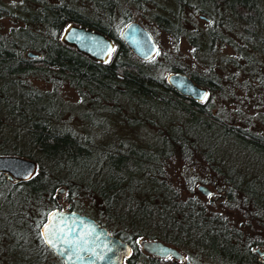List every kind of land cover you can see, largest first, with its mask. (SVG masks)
<instances>
[{
    "label": "trees",
    "instance_id": "obj_1",
    "mask_svg": "<svg viewBox=\"0 0 264 264\" xmlns=\"http://www.w3.org/2000/svg\"><path fill=\"white\" fill-rule=\"evenodd\" d=\"M3 18L12 26L0 34V113L4 115L0 117V155L22 154L36 162L37 153L53 167L50 173H62L63 178L53 179L44 188L45 181L38 175L10 183L0 173L2 202L8 210L17 207L22 212L7 215L11 230L0 224V243H12L0 245V252L10 256L24 247L27 251L16 264H43L51 254L38 236V224L44 209L57 208L50 200L53 189L63 187L69 209H74L81 194L94 195L100 210L92 218L125 243L156 239L180 250L189 264H264V237L251 228L255 223L264 233V183L225 167L219 157L230 149L264 164L263 100L253 108L254 116L243 115L238 106L231 110L212 102V95L223 96L225 84L228 94L232 93L235 70L243 69L240 76L247 80L242 90L261 94L253 81L264 91V0H16L7 7L0 2ZM130 22L140 24L149 34L150 28L157 30L175 44L182 40L191 57L189 64L177 47L139 59L119 37ZM235 23L242 32L237 45L226 35L233 33ZM71 25L94 30L112 41L105 61H94L64 43L63 32ZM226 46L232 54L223 57L220 54ZM168 73L187 75L207 89L209 97L198 103L179 96L164 80ZM29 76L45 79L52 90L55 84L67 83L88 98L91 106L108 108L125 125L152 130L161 146L143 148L120 140L110 148L58 129L49 119L51 109L45 115L39 106L43 101L51 105V93L24 89L23 79ZM25 99H32L35 106ZM7 135L23 136L27 149L20 150L17 139ZM189 153L218 178L200 179L223 194L218 205L202 202L190 192L183 197L172 187L167 162ZM140 188L141 196H134ZM39 200L40 221L30 225L34 235L27 240L21 223L25 211ZM120 202L131 213L130 224L119 218L117 224L112 222ZM213 206L240 213L245 223L230 222ZM149 229L164 234L155 236ZM134 259L143 264H174L149 255L143 262L138 254L126 264H134Z\"/></svg>",
    "mask_w": 264,
    "mask_h": 264
},
{
    "label": "rangeland",
    "instance_id": "obj_2",
    "mask_svg": "<svg viewBox=\"0 0 264 264\" xmlns=\"http://www.w3.org/2000/svg\"><path fill=\"white\" fill-rule=\"evenodd\" d=\"M0 2H2L6 7L12 4H16V0H0ZM10 26H12V23L8 19L5 18L0 19V34L4 35ZM232 27L234 29V31L232 30L233 33L226 35L229 36L233 40V42H235V45H237L238 42L242 40L241 28L236 23ZM149 31L151 34L150 36L152 37L157 47V51L170 52L173 51L175 47H177L178 54L182 56L184 58V61L189 64V62L191 61V57L190 54L188 53V49L186 45L183 43L182 40L178 41L175 44L163 33L157 30H153L151 28L149 29ZM231 54H232V49L229 46H226V48H224V50L220 55L224 57V55L229 56ZM222 56L219 57L221 58ZM240 70L234 71V73L236 74L235 77L236 82L235 85L230 89L232 90V93L230 95L228 94L227 92L228 87L227 84H225L222 88L224 97L220 96L219 98L216 95H212V102L214 106L224 105L226 107H229L231 110H236L237 109L236 106H238L241 108V111L244 112L243 115L250 114L254 116L256 110H254L253 108L259 106L260 98L263 100V106L260 108L264 109V91L259 86L258 82L255 83L253 81H252V86L257 87L258 90L262 92L261 94H258L256 96L252 95L253 90L248 91L250 90V88H246L245 90H242L241 87L244 86L243 84L247 85V80H245V78L244 79L241 78L240 75H243L242 73L243 69ZM228 72L229 74H231L232 72L231 69ZM22 85L24 86V89L30 88L43 93L50 92L52 96L51 105H49L45 101L39 104V106L42 107L41 108L42 114L45 115L48 114L47 111L51 109L52 112L48 111L51 112L49 113L48 116L50 121L53 123V125L58 129H66L73 132L78 138L88 137L96 145L109 146L110 148H115L117 142H119L120 140L127 145H135L143 148L149 144H153L155 147L161 146V142L154 136L152 130L150 131V129L146 128L144 125H140L136 127L125 125L126 122L124 121L125 122L124 123L119 116L109 112L108 108L91 106V104L88 102V98H84V97L82 98L74 89H72L65 82H61L58 85L55 84V88L54 90H52V85L48 83L45 79H42L40 77L29 76L23 79ZM208 97H209V93L207 94V98ZM227 97H229V100L223 99ZM25 101L28 105H34L32 103V99H30V101L28 99H25ZM107 106H109V104H107ZM43 108L44 110H46L45 113H43L44 112ZM2 116L4 115L0 113V117ZM7 136L9 137V139L11 138L12 140L17 139L20 150L25 151L27 149L23 136L21 137V135H19V137L16 136V138L10 137V135ZM229 151L230 149L225 150L224 152H220L223 155H219V157L222 158L221 161L225 167H229L233 169L234 172L238 171V173L240 172V174L243 173L244 175H246V178H250V179L258 178V180L264 183L263 163L259 161L258 163H255L257 161H250L246 158H243L242 155L235 154L236 152L233 153L232 150L230 152ZM18 157L25 158L22 154H18ZM35 164H36V170L34 175H38L40 179L45 181L44 188L47 187L48 185L47 183L51 185L50 181H53V179L63 178L62 173H50V171L53 170L52 169L53 167L50 165L49 162L41 158L40 155H38L37 153H36ZM167 164L168 165L166 166V172L169 176L171 185L177 192H179V194L183 195V197L189 196L188 192H190L193 196L197 197L202 202H207L210 200L215 205H218L220 202L223 201L224 196L222 193H219L217 188H215L213 185L208 183L206 184L201 183L200 179H207L209 181H214V180H218V178L216 177L215 173L209 168V166H207L206 163L202 162L199 157L195 156L192 153L186 154L185 157L175 156L174 158L170 159L167 162ZM48 174L51 175L53 178L49 177ZM198 185H203L207 187L211 192V196L208 198L202 196L196 190V187ZM61 188L64 190L63 193L58 194L57 191L60 188H54L53 192L51 193L52 195L50 196V200H52L53 204L59 209L66 207L68 205V202L65 201V198H67L65 193L66 189L63 187ZM140 191H142V188L137 189L134 192V196L140 197L141 196V194L139 193ZM149 195L150 194H148V196ZM214 197L216 198L215 200ZM2 200L3 198L0 195V224L5 223L8 226L7 230H11L10 227H12L13 225L11 224L12 222L8 220L7 215H11L13 213L14 214L19 213L22 215V212L17 207H14L13 210L12 209L8 210V208L5 206ZM41 203L42 201L40 200L36 201V203L31 204L34 207L33 209L27 212L25 211L26 218L22 220L21 226L22 229L25 228L27 230L25 232L27 236V240L30 239L32 235H34L31 232L30 225L38 223L40 221V216L42 212L39 213L38 207H40ZM219 207L220 206H213L211 207V209L221 213L223 216L228 218L230 222L232 221L239 225H243V223H245L244 222L245 220L241 218L240 213L226 212L221 210ZM74 210L80 212L81 214L86 215L87 217L92 218V216H95L100 210V201L94 195L92 197H86L81 194L75 200ZM44 212H46L45 209ZM114 214H115V218L112 221L113 223L117 224L118 223L117 219L119 218L125 224H130L132 218L131 213L126 212V209L121 202L119 205H117ZM114 214H112V216H114ZM17 221L20 224L21 221L20 220ZM251 228L254 230V233L258 232V234L261 237H264L263 231H261L260 228L255 225V223H254V227ZM148 231L149 233H152L155 236L164 234L162 230L154 231L149 229ZM165 234H167L170 237V233L166 232ZM145 240L148 239L145 238ZM1 243L0 245L2 247H6L7 244H12L11 241L5 244L3 243L1 244ZM164 244L169 245L167 243ZM32 250L34 254L38 253L36 250L34 249ZM26 251L27 250L24 247L23 248L20 247L19 249H16L15 252L10 256H6L2 252H0V264H16L17 261H19L25 255ZM178 251L181 252L180 250ZM41 262L43 264H57L56 263L57 260H55L52 255L49 256L47 255Z\"/></svg>",
    "mask_w": 264,
    "mask_h": 264
},
{
    "label": "water",
    "instance_id": "obj_3",
    "mask_svg": "<svg viewBox=\"0 0 264 264\" xmlns=\"http://www.w3.org/2000/svg\"><path fill=\"white\" fill-rule=\"evenodd\" d=\"M199 19H202V17H199ZM119 37L141 60L150 59L157 52V47L150 34L136 22L126 24L120 31ZM62 40L64 43L71 45L78 53L98 62L105 61L113 47L110 39L82 26H68L63 32ZM28 56L31 55L28 54ZM164 80L181 97L198 103H202L207 98L208 91L193 83L187 75L168 73ZM35 170L36 164L31 160L12 155H0V173L7 180L26 182L33 177ZM196 190L206 198L211 196L209 189L203 185H198ZM63 191L60 188L57 193L61 194ZM54 213L58 216L63 214L65 218L73 219L78 223L83 220V224L91 230L90 236L85 237L72 228H68L66 230L68 232L67 240L73 241L72 245L66 243L62 237L58 238L60 249L55 243H47L46 241L49 239L44 234V229ZM39 234L43 245L58 257L63 264H76L71 255H78L79 253L84 257V264H120L122 258L125 259L131 255V250L127 244L117 237L109 235L107 230L99 226L92 218L75 212L49 211L45 216V221L39 228ZM138 245L142 251L150 256L170 257L174 261L183 260V256L178 250L160 241L140 239Z\"/></svg>",
    "mask_w": 264,
    "mask_h": 264
},
{
    "label": "flooded vegetation",
    "instance_id": "obj_4",
    "mask_svg": "<svg viewBox=\"0 0 264 264\" xmlns=\"http://www.w3.org/2000/svg\"><path fill=\"white\" fill-rule=\"evenodd\" d=\"M3 175V174H2ZM3 177H4V175H3ZM5 178V177H4ZM5 180H7L6 178H5ZM8 182H11V183H13L14 182V180H7ZM58 197V196H57ZM51 210H59V211H62V212H75V213H77V214H79V215H83V216H86V215H84V214H81L80 212H77V211H75L73 208L72 209H69V205H67L66 207H63V208H61V209H59V208H54V209H50V210H48V211H46L45 213H44V216H43V219L41 220V222H40V224L38 225V236H39V238H40V234H39V228L41 227V225L43 224V222L45 221V216H46V214L49 212V211H51ZM87 217V216H86ZM90 218V217H89ZM93 219V218H92ZM94 220V219H93ZM95 221V220H94ZM96 222V221H95ZM97 223V222H96ZM98 224V223H97ZM99 225V224H98ZM100 226V225H99ZM63 227L65 228V231L68 229V228H72L73 230H75V231H77L78 233H80V234H82L83 236H85V237H88V236H90V233H91V230L88 228V227H86L84 224H80V223H78L77 221H75V220H73V219H69V218H67L66 220H64V222H63ZM108 234H109V232H108ZM109 235H111V234H109ZM113 236V235H112ZM47 237H48V239H50V240H52L53 241V243H55V244H57L58 245V248L60 249L61 247H60V245H59V241H58V238H59V236L58 237H53L52 236V234L49 232L48 234H47ZM119 239V238H118ZM40 240H41V238H40ZM120 240V239H119ZM139 240L140 239H138V240H136L134 243H132V244H128V243H125V242H123V243H125V244H127L128 245V247H129V249L131 250V255L130 256H132V255H136V254H138L139 255V257L140 258H142V259H144V258H147L148 257V254L147 253H145L144 251H142L141 249H140V247H139V245H138V242H139ZM121 241V240H120ZM41 242H42V240H41ZM168 246H171V245H168ZM172 247V246H171ZM47 248V247H46ZM174 248V247H173ZM48 249V248H47ZM176 249V248H175ZM49 250V249H48ZM176 250H178V249H176ZM49 252H50V254L54 257V259L55 260H57V262H59V263H61V264H63L62 263V261L58 258V257H56L50 250H49ZM182 254V253H181ZM77 256H79L80 257V259H77ZM129 256V257H130ZM150 256V255H149ZM182 256H183V260L182 261H174L173 259H171L170 257L169 258H166L165 260H171L174 264H189L188 262H186V257L184 256V254H182ZM71 257L74 259V263H76V264H84L85 263V260H84V257H82L81 255H80V253L78 254V255H71ZM128 257V258H129ZM152 257V256H151ZM128 258H122V260H121V262H120V264H126V260L128 259ZM146 259H144L143 260V262L145 261ZM138 261H142V260H135L134 259V264H143V263H140V262H138ZM133 263V262H132Z\"/></svg>",
    "mask_w": 264,
    "mask_h": 264
},
{
    "label": "snow or ice",
    "instance_id": "obj_5",
    "mask_svg": "<svg viewBox=\"0 0 264 264\" xmlns=\"http://www.w3.org/2000/svg\"><path fill=\"white\" fill-rule=\"evenodd\" d=\"M66 219L67 218H65L63 214H60L59 216L55 213L52 214L49 219V223L45 225L44 234L47 235L50 232L53 237H58V236L62 237L66 243L72 245L73 241L67 240L68 232H66L65 228L63 227V222ZM79 223L83 224L84 221L80 220ZM46 242L49 244L53 243V241L50 239L47 240ZM162 251H166V250H162ZM77 259H80V257L77 256Z\"/></svg>",
    "mask_w": 264,
    "mask_h": 264
},
{
    "label": "bare ground",
    "instance_id": "obj_6",
    "mask_svg": "<svg viewBox=\"0 0 264 264\" xmlns=\"http://www.w3.org/2000/svg\"><path fill=\"white\" fill-rule=\"evenodd\" d=\"M181 253V252H180Z\"/></svg>",
    "mask_w": 264,
    "mask_h": 264
}]
</instances>
